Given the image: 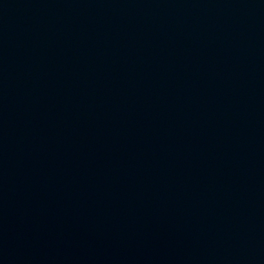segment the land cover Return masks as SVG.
Masks as SVG:
<instances>
[{
    "label": "water",
    "instance_id": "95a60500",
    "mask_svg": "<svg viewBox=\"0 0 264 264\" xmlns=\"http://www.w3.org/2000/svg\"><path fill=\"white\" fill-rule=\"evenodd\" d=\"M0 264H264V0H0Z\"/></svg>",
    "mask_w": 264,
    "mask_h": 264
}]
</instances>
